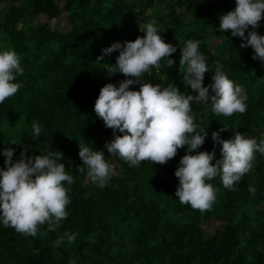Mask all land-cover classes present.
Wrapping results in <instances>:
<instances>
[{
	"label": "trees",
	"instance_id": "1",
	"mask_svg": "<svg viewBox=\"0 0 264 264\" xmlns=\"http://www.w3.org/2000/svg\"><path fill=\"white\" fill-rule=\"evenodd\" d=\"M163 4L154 24L164 41L177 47L171 57L175 63L163 67L161 61L162 67L151 68L144 79L191 93L183 83L180 48L199 40L209 68L204 85L212 82L218 61L247 96V110L225 117L214 114L210 102L192 103L195 122L208 133L198 151H215V159L221 158L220 145L214 148L211 139L221 127L228 128L222 139L234 129L257 143L264 139V63L252 59L253 50L241 48L243 41L230 30H219L218 17L233 10L235 0H0V51L14 50L24 69L16 78L22 87L0 104V153L13 148L16 160L25 147L27 155L58 151L75 181L64 182L71 202L55 231L42 225L29 236L0 223V264H264V155L254 153L252 169L232 190L219 176L209 181L217 189L216 200L200 212L175 197L174 172L187 146L164 165L142 161L137 167L104 149L113 133L96 116L94 102L103 85L118 86L125 77L109 76L105 69L118 51L97 57L114 42L143 36L146 13ZM62 15L69 26L65 32L51 27ZM256 31L264 35V18ZM130 88L139 90V85ZM34 120L42 128L39 137L33 136ZM84 142L104 150L105 159L115 164L104 187L87 179L78 156V144ZM249 186L255 187L254 195ZM64 232L75 233V241L65 239L56 247Z\"/></svg>",
	"mask_w": 264,
	"mask_h": 264
},
{
	"label": "clouds",
	"instance_id": "2",
	"mask_svg": "<svg viewBox=\"0 0 264 264\" xmlns=\"http://www.w3.org/2000/svg\"><path fill=\"white\" fill-rule=\"evenodd\" d=\"M262 18L264 0H235V8L218 17L219 30H230L231 36L243 41L241 48L253 50L252 59L264 63V35L256 31ZM140 31L143 36L114 42L97 57V61L103 60L104 56L118 51L115 63H106L105 69L109 76L120 73L125 77L118 86L103 85L94 102L96 116L113 133V139L105 141L104 149L109 155L122 158L130 167H137L142 161L164 165L177 155L178 149L187 146L174 172L178 179L175 197L182 205L208 211L217 192L209 181L219 176L223 187L232 190L252 169L254 153L264 155V139L257 143L254 137H246L236 129L230 138L222 139L220 133L228 128L221 127L211 133L214 148L220 145L221 158L215 159V151H198L208 133L195 122L191 104L210 102L214 114L230 117L246 112L247 96L242 95L241 86L229 79L218 61L212 82L204 85L209 68L199 51V40H187L180 48L179 59V66L184 69L183 83L195 95L183 94L173 84L161 87L145 80L151 68L162 67L161 61L165 62L163 67L174 65L171 57L177 47L164 41L154 22H147ZM23 72L21 58L14 50L0 51V104L22 87L16 78ZM134 85H139V90H131L130 86ZM31 127L33 136L39 137L41 126L34 120ZM78 148L87 179L98 187L106 186L115 174V164L105 159L104 150H92L86 142L79 143ZM14 152L15 149L8 147L0 153L4 157V168H0V223L29 236H36L42 225L55 231L59 222L68 216L66 207L71 201L64 182L73 184V175L66 171L58 151L27 155L25 147L20 157L13 160ZM78 171L84 172L85 167L78 166ZM248 191L254 195L256 189L249 186ZM65 239L72 243L76 234L64 232L54 241L55 246L59 247Z\"/></svg>",
	"mask_w": 264,
	"mask_h": 264
},
{
	"label": "rangeland",
	"instance_id": "3",
	"mask_svg": "<svg viewBox=\"0 0 264 264\" xmlns=\"http://www.w3.org/2000/svg\"><path fill=\"white\" fill-rule=\"evenodd\" d=\"M61 3L62 2H60V4ZM163 6H164V4L154 8V9H152V10H150V11H148L146 13V18H148V22H155V17L157 16L158 12L161 11ZM51 27L53 29H56V30L60 31V32L68 31L69 30V26H68V23H67L66 16L62 15L59 19L52 21L51 22Z\"/></svg>",
	"mask_w": 264,
	"mask_h": 264
}]
</instances>
